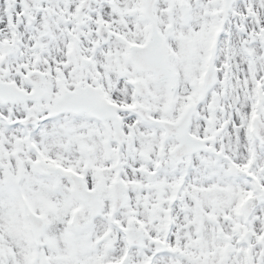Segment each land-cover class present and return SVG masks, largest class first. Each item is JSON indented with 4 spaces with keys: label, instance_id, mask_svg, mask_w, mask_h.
Listing matches in <instances>:
<instances>
[{
    "label": "snow or ice",
    "instance_id": "snow-or-ice-1",
    "mask_svg": "<svg viewBox=\"0 0 264 264\" xmlns=\"http://www.w3.org/2000/svg\"><path fill=\"white\" fill-rule=\"evenodd\" d=\"M0 264H264V0H0Z\"/></svg>",
    "mask_w": 264,
    "mask_h": 264
}]
</instances>
